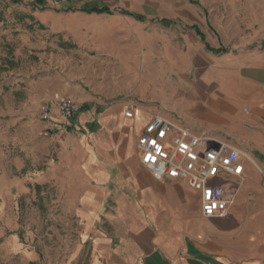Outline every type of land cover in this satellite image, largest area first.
Masks as SVG:
<instances>
[{
    "label": "crops",
    "instance_id": "0c3cea01",
    "mask_svg": "<svg viewBox=\"0 0 264 264\" xmlns=\"http://www.w3.org/2000/svg\"><path fill=\"white\" fill-rule=\"evenodd\" d=\"M95 1L47 0L44 9L26 6L13 20L51 29L20 38L38 68L1 82L0 172L8 160L11 169L31 172L24 182L57 188V201L70 206L59 216L62 244L87 264H264V0L236 5L239 15L254 12L236 21L237 52L190 70L181 94L143 106L107 98L103 104L96 96L104 88L85 89L71 72L52 69L61 57L46 52L50 39L60 38L70 17L105 16L81 12ZM55 94L81 109L71 121L56 113L53 136L44 133L40 110ZM133 106L137 114L127 118ZM154 116L227 139L240 151L242 177L232 180L235 201L226 218L204 217L199 192L158 180L141 164L137 141ZM64 232L70 238L63 240Z\"/></svg>",
    "mask_w": 264,
    "mask_h": 264
},
{
    "label": "rangeland",
    "instance_id": "374dc122",
    "mask_svg": "<svg viewBox=\"0 0 264 264\" xmlns=\"http://www.w3.org/2000/svg\"><path fill=\"white\" fill-rule=\"evenodd\" d=\"M239 1L243 2L97 0L91 8L109 9L111 14L96 19L88 16L66 19L65 30L55 35L60 38L54 44L50 39L54 47L46 52L50 57H61L53 64V70L62 75L71 72L74 81L85 89L104 88L96 96L102 98L103 104L107 98L150 105L157 98L181 94L190 70L202 63L208 66L214 57L238 51L234 47L236 21L254 13L244 11L239 15L236 6ZM46 3L47 0H0V86L16 74L23 76L38 68L39 58L24 48L20 38L35 37V32L47 35L51 28H33L13 20L22 16L24 7L41 10ZM121 11L139 15L143 20ZM3 120L1 117L0 121ZM4 148L6 153L12 149ZM3 163L0 264H87L75 258L70 243L62 244L58 229L63 225L59 216L62 209L70 206L57 201V188L24 182L31 172L11 169L8 160ZM14 177L20 179V185L16 182L11 185ZM64 221L71 224V219ZM67 236L70 238L65 233L63 240Z\"/></svg>",
    "mask_w": 264,
    "mask_h": 264
},
{
    "label": "built area",
    "instance_id": "2783aa9c",
    "mask_svg": "<svg viewBox=\"0 0 264 264\" xmlns=\"http://www.w3.org/2000/svg\"><path fill=\"white\" fill-rule=\"evenodd\" d=\"M69 96L55 94L40 110L44 133L56 135L55 114L71 121L80 110ZM137 114L136 107L126 113ZM141 164L158 180L185 183L200 193L206 218H226L234 204L232 180L242 177V155L227 139L198 133L190 127L154 116L137 141Z\"/></svg>",
    "mask_w": 264,
    "mask_h": 264
},
{
    "label": "trees",
    "instance_id": "16d2710c",
    "mask_svg": "<svg viewBox=\"0 0 264 264\" xmlns=\"http://www.w3.org/2000/svg\"><path fill=\"white\" fill-rule=\"evenodd\" d=\"M81 11L83 12H86L88 14H93V13H97V14H111V12L109 11V9H105V8H85V9H82ZM121 14L123 15H127V16H132L134 17L135 19L139 20V21H142L143 19L139 16V15H133V14H127L123 11H121ZM164 24H167V23H164Z\"/></svg>",
    "mask_w": 264,
    "mask_h": 264
}]
</instances>
